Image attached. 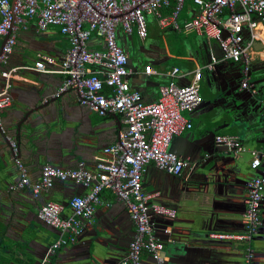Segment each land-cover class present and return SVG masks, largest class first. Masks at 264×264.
<instances>
[{"label": "crops", "instance_id": "0c3cea01", "mask_svg": "<svg viewBox=\"0 0 264 264\" xmlns=\"http://www.w3.org/2000/svg\"><path fill=\"white\" fill-rule=\"evenodd\" d=\"M184 8L187 13L181 22L178 20L180 24L194 12L189 0L182 10ZM169 13V9H162L163 15ZM146 20L148 36L143 44L135 33L124 34L118 28L119 44L130 50L128 68L131 72L126 79L145 101L157 97L158 85L169 81L168 72L172 67L188 71L212 61V57L218 60L211 69L203 70L202 103L183 112L192 127L171 142V149L189 160V165L180 175H173L148 163L142 175L143 189L158 191V201L174 207L177 212L173 219L153 215L155 233L164 240V264H218L219 259H223L224 264H243L247 246L253 249L252 264H264L263 217L260 230L249 240L211 236V233L243 234L245 231L242 222L245 181L257 174L250 166V152L253 149L264 152V109L260 112L256 103L243 102L246 98L241 95H246L247 91L240 88V82L237 90V85L230 81L232 76L240 74L243 65L222 59L218 44L208 41L203 34L175 30L171 26L163 28L150 14ZM134 43L135 57L132 56ZM88 45L99 47L101 39L93 36ZM68 46L67 36L57 26L38 32L30 22L26 29L18 32L17 45L9 58L10 66L21 68L12 79V103L0 111V124L10 140L15 141L17 156L27 166L31 179L39 177L41 166L47 162L74 167L83 160L87 169L95 171L94 156L103 146L114 143L118 130L124 126L121 114L98 115L79 104L72 90L51 97L62 81V74L23 67L32 66L38 53L58 58ZM250 57L248 81L254 84V91L260 90L259 98L264 100V40L254 43ZM146 64H151L156 72L145 74L142 70ZM252 73H256L255 79ZM191 76V73L186 74L176 81L185 83ZM204 83L206 94L208 91L214 94L205 95ZM225 90L229 94L226 100L213 106L205 103L204 100L224 97ZM34 107L38 109L32 112ZM24 112L28 113L31 125L17 132L13 124ZM216 134L238 136L245 151L231 161L223 152V146L215 142ZM13 154L0 133V264H37L46 247L59 235L58 230L36 217L39 205L48 199L59 201L63 204L62 214L69 215L71 196L85 189L69 181H57L36 198L28 188L9 189L19 178ZM100 197L91 222L76 242L56 250L48 264H116L126 253L134 232L129 213L111 190L103 189ZM167 225L171 231L164 234L162 229ZM143 258L149 261L146 254Z\"/></svg>", "mask_w": 264, "mask_h": 264}, {"label": "built area", "instance_id": "2783aa9c", "mask_svg": "<svg viewBox=\"0 0 264 264\" xmlns=\"http://www.w3.org/2000/svg\"><path fill=\"white\" fill-rule=\"evenodd\" d=\"M186 1L0 0V111L12 103V79L21 68L9 65L18 32L33 22L38 32L57 26L67 36L69 46L58 58L49 53H38L32 66L23 67L62 74V81L51 97L72 90L82 106L98 115L121 114L124 123L116 141L103 146L94 156L95 171L87 169L83 160L74 167L47 162L41 166L39 177L31 179L27 166L17 156L15 141L10 140L13 162L19 172L18 180L9 186L10 189L28 188L35 198L57 181H69L85 189L83 193L71 196L69 215L62 214L63 204L59 201L48 199L39 205L36 217L58 230L59 235L46 247L37 264H48L56 250L76 242L91 222L103 189L111 190L124 204L134 224L127 251L116 264H164V240L155 233L153 215L173 219L177 212L174 207L158 201V191L143 189L142 175L148 163L173 175H180L189 165V160L171 149V142L192 127L183 112L202 103L200 80L203 70L211 69L218 60L212 57V61L188 71L172 67L168 72L169 81L158 85L157 97L145 101L126 79L131 72L127 65L129 55L118 42V30L128 35L135 33L143 44L148 36L146 18L150 14L163 28L171 26L175 30H194L203 34L208 41L218 44L222 59L242 63L240 88L246 90L253 87L247 77L251 49L257 40H264V31H261L264 28V0H189L194 5V12L180 24L178 17ZM162 9H169L170 13L163 15ZM93 36L101 39V46L89 47ZM142 71L145 74L156 72L151 64L144 65ZM190 73V81H176L177 77ZM214 140L235 158L246 149L235 135L216 134ZM250 153V166L259 173L245 181L242 215L245 231L243 234L211 233L213 238L249 240L263 225L264 152L253 149ZM162 230L164 234L171 231L168 225ZM143 254L149 261L144 260ZM252 257L253 249L247 246L244 264H252Z\"/></svg>", "mask_w": 264, "mask_h": 264}, {"label": "water", "instance_id": "95a60500", "mask_svg": "<svg viewBox=\"0 0 264 264\" xmlns=\"http://www.w3.org/2000/svg\"><path fill=\"white\" fill-rule=\"evenodd\" d=\"M123 48H124V50L127 53L130 51V50H128V47H126V45H124ZM128 61H129V58H128ZM242 76H243V72L240 69V74L238 76H232L230 78V81H233L235 83V85H237V87H236L237 90H238V87H239L238 82L241 81ZM247 77H249V73L247 74ZM251 84L254 87V84L252 82H251ZM253 87H251V89H247V90L245 89L247 91V94L246 95H244V94L241 95V96H244L246 98V99H243V102H247L248 103V101H251V103H256L258 105V109H260V112H262V110L264 109V107L262 106L264 100H260V98H259L260 90L257 89V91H253ZM213 91H215L214 88H213ZM231 94L234 95L235 94V91L234 92H231ZM227 95H229V94H228L227 90H225V96L224 97H220V98H218L217 100H214V101H211V100H204V101L209 106L217 105L218 102L220 103V102L226 100L225 97ZM34 109L37 110L38 107H34L32 112L35 111ZM113 115H115V114H113ZM28 116H29L28 113L27 112H24L22 114V116L19 118V120L13 124V127H14L13 129H15L17 132H19L21 130V128H23V127L24 128H28V126L31 125L30 122H29ZM0 133L2 134L3 139L5 140L6 144L10 148L11 153L13 154V148L10 145V138L8 137L9 135H7L4 132V129H2L1 127H0ZM222 150H223V152H225L226 155L229 156V158H230L231 161L235 160V157L233 156V154L230 151H228V149L225 146H223V149ZM13 156H14V154H13ZM257 173H259V171H257ZM261 209H262V217L264 219V205L263 204L261 206ZM253 255H254V253H253ZM243 257H244V254H243ZM218 262H219L218 264H224L225 263L223 259H219Z\"/></svg>", "mask_w": 264, "mask_h": 264}, {"label": "rangeland", "instance_id": "374dc122", "mask_svg": "<svg viewBox=\"0 0 264 264\" xmlns=\"http://www.w3.org/2000/svg\"><path fill=\"white\" fill-rule=\"evenodd\" d=\"M187 13V11H186V8H184L181 12H180V15H179V18H178V20H179V22H181L182 21V16H184V14H186ZM50 29H55V27H51ZM53 36V35H52ZM44 37H46V36H44ZM37 40V39H36ZM133 47H134V49H133V51H132V56L133 57H135V49H136V45H135V43H134V45H132ZM252 78L253 79H255V76H256V73H252ZM202 91L203 92H205V95H207L208 96V94H210V92L212 93V94H214V92H212V91H208L207 92V94H206V91H207V87H206V85H205V83L203 84V88H202Z\"/></svg>", "mask_w": 264, "mask_h": 264}, {"label": "flooded vegetation", "instance_id": "af4514ba", "mask_svg": "<svg viewBox=\"0 0 264 264\" xmlns=\"http://www.w3.org/2000/svg\"><path fill=\"white\" fill-rule=\"evenodd\" d=\"M243 264H244V260H243Z\"/></svg>", "mask_w": 264, "mask_h": 264}, {"label": "trees", "instance_id": "16d2710c", "mask_svg": "<svg viewBox=\"0 0 264 264\" xmlns=\"http://www.w3.org/2000/svg\"><path fill=\"white\" fill-rule=\"evenodd\" d=\"M14 163V162H13ZM15 165V164H14ZM16 167V166H15ZM10 189V188H9Z\"/></svg>", "mask_w": 264, "mask_h": 264}, {"label": "clouds", "instance_id": "9594fccd", "mask_svg": "<svg viewBox=\"0 0 264 264\" xmlns=\"http://www.w3.org/2000/svg\"><path fill=\"white\" fill-rule=\"evenodd\" d=\"M244 258V257H243Z\"/></svg>", "mask_w": 264, "mask_h": 264}]
</instances>
